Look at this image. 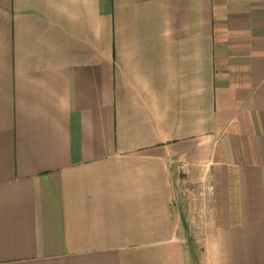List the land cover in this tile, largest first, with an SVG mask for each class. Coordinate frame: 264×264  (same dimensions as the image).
Wrapping results in <instances>:
<instances>
[{
  "label": "crops",
  "instance_id": "0c3cea01",
  "mask_svg": "<svg viewBox=\"0 0 264 264\" xmlns=\"http://www.w3.org/2000/svg\"><path fill=\"white\" fill-rule=\"evenodd\" d=\"M0 264H264V0H0Z\"/></svg>",
  "mask_w": 264,
  "mask_h": 264
}]
</instances>
